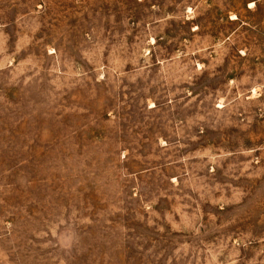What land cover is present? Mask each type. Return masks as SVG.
<instances>
[{"label":"rangeland","instance_id":"374dc122","mask_svg":"<svg viewBox=\"0 0 264 264\" xmlns=\"http://www.w3.org/2000/svg\"><path fill=\"white\" fill-rule=\"evenodd\" d=\"M0 264H264V0H0Z\"/></svg>","mask_w":264,"mask_h":264}]
</instances>
